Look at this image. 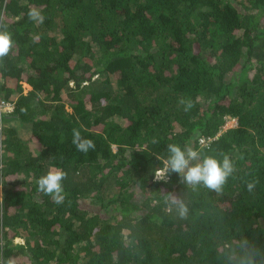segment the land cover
Segmentation results:
<instances>
[{
	"label": "trees",
	"instance_id": "16d2710c",
	"mask_svg": "<svg viewBox=\"0 0 264 264\" xmlns=\"http://www.w3.org/2000/svg\"><path fill=\"white\" fill-rule=\"evenodd\" d=\"M0 26L15 41L0 62V264H226L241 235L264 246V0H0ZM170 143L237 171L222 193L156 182ZM57 168L62 204L37 185Z\"/></svg>",
	"mask_w": 264,
	"mask_h": 264
},
{
	"label": "clouds",
	"instance_id": "9594fccd",
	"mask_svg": "<svg viewBox=\"0 0 264 264\" xmlns=\"http://www.w3.org/2000/svg\"><path fill=\"white\" fill-rule=\"evenodd\" d=\"M28 18L36 23H43L45 16L37 8H30ZM15 41L13 33L6 26H0V62L13 50ZM184 111H189L194 105L191 100L180 101ZM234 117H230L227 121ZM227 123V122H226ZM225 126V125H224ZM72 143L80 152L87 153L95 148V142L81 136L78 129H73ZM153 144L158 143L153 139ZM167 155L162 168L155 172V181L167 184L173 173L178 174L179 182L193 189L202 186L210 191L222 193L229 178L237 171L236 164L226 154L221 153L222 159L215 155H202L200 150L193 147L170 143L167 145ZM67 173L62 169H50L38 181L39 192L48 195L56 204H62L65 199L63 181ZM259 178L246 181V188L253 193L259 184ZM165 211L175 212L180 219H186L188 206L183 199L169 193L164 198ZM226 264H264V246L256 242L253 237L241 235L229 244L224 253Z\"/></svg>",
	"mask_w": 264,
	"mask_h": 264
},
{
	"label": "rangeland",
	"instance_id": "374dc122",
	"mask_svg": "<svg viewBox=\"0 0 264 264\" xmlns=\"http://www.w3.org/2000/svg\"><path fill=\"white\" fill-rule=\"evenodd\" d=\"M116 75L112 76V78L114 79ZM114 83L116 82V80H113ZM23 86H24V90L27 91L30 86L23 82ZM8 125L13 126L17 129V131L24 137V138H28L30 136V130H29V126L27 124H22L17 120H10L6 122ZM233 124H235L234 122H232L231 120H229V124H225V128L227 127H232L234 126ZM16 241H21L23 242V239L21 238H16ZM14 262H16L17 264H27L29 262V258H27L26 256L20 257V258H16V260H14Z\"/></svg>",
	"mask_w": 264,
	"mask_h": 264
},
{
	"label": "built area",
	"instance_id": "2783aa9c",
	"mask_svg": "<svg viewBox=\"0 0 264 264\" xmlns=\"http://www.w3.org/2000/svg\"><path fill=\"white\" fill-rule=\"evenodd\" d=\"M7 108H8V109H12V105H9ZM231 121L235 123V124H233V125H236V124H237V119H236V118H232ZM226 124L228 125V124H229V121H227ZM202 140H203V139H202Z\"/></svg>",
	"mask_w": 264,
	"mask_h": 264
}]
</instances>
